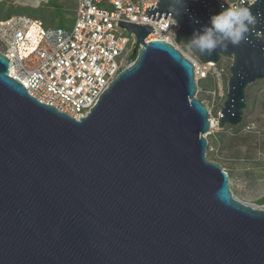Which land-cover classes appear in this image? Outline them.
Wrapping results in <instances>:
<instances>
[{
    "label": "water",
    "instance_id": "obj_1",
    "mask_svg": "<svg viewBox=\"0 0 264 264\" xmlns=\"http://www.w3.org/2000/svg\"><path fill=\"white\" fill-rule=\"evenodd\" d=\"M156 5L145 15L168 18V0ZM242 5L257 16L247 41L211 57L189 49L205 63L232 57L221 124L242 121L248 86L264 79V0ZM187 8L184 46L222 10ZM119 25L136 34L137 58L80 119L30 95L0 51V264H264V208L235 197L208 157L194 61L146 42L152 25Z\"/></svg>",
    "mask_w": 264,
    "mask_h": 264
},
{
    "label": "built area",
    "instance_id": "obj_2",
    "mask_svg": "<svg viewBox=\"0 0 264 264\" xmlns=\"http://www.w3.org/2000/svg\"><path fill=\"white\" fill-rule=\"evenodd\" d=\"M255 0H224L226 5ZM159 0H76L71 26H47L37 17L18 14L0 19V51L10 59L9 75L25 84L30 95L70 116H87L122 70L133 61L137 36L121 20L155 28L146 42L165 39L195 63L177 39L174 17L145 15ZM221 2V0H220ZM179 24V23H178ZM176 32V34H175ZM215 68L217 62H208ZM204 72L203 75H206Z\"/></svg>",
    "mask_w": 264,
    "mask_h": 264
},
{
    "label": "rangeland",
    "instance_id": "obj_3",
    "mask_svg": "<svg viewBox=\"0 0 264 264\" xmlns=\"http://www.w3.org/2000/svg\"><path fill=\"white\" fill-rule=\"evenodd\" d=\"M75 9L76 0H39L36 5L23 4L18 0H0V19L26 14L42 19L48 26L68 27L74 23ZM180 45L188 55L198 59L197 96L207 105L215 120L207 135L208 157L222 164L229 173L235 197L264 208V204L258 201L264 196V79L248 86L242 121L237 125L221 124L232 57H222L215 68H206L207 63L197 58L186 46ZM209 70L210 73L203 75Z\"/></svg>",
    "mask_w": 264,
    "mask_h": 264
},
{
    "label": "clouds",
    "instance_id": "obj_4",
    "mask_svg": "<svg viewBox=\"0 0 264 264\" xmlns=\"http://www.w3.org/2000/svg\"><path fill=\"white\" fill-rule=\"evenodd\" d=\"M187 2L188 0H168L169 12L174 17L172 23L176 27L179 26V17L188 11ZM221 9L219 13L210 17L208 24L194 30L192 37L184 42L188 49L197 52L201 57H211L218 50L219 52L224 51L230 45L238 46L241 42L247 41L250 27L257 24V16L247 6L235 3L226 5L224 0H221ZM196 22L198 23V21ZM219 62L217 63L219 64Z\"/></svg>",
    "mask_w": 264,
    "mask_h": 264
},
{
    "label": "bare ground",
    "instance_id": "obj_5",
    "mask_svg": "<svg viewBox=\"0 0 264 264\" xmlns=\"http://www.w3.org/2000/svg\"><path fill=\"white\" fill-rule=\"evenodd\" d=\"M20 3H23V4H32V5H36L37 3H39V0H18ZM198 65V64H197ZM208 65V66H207ZM205 66V65H204ZM209 63L206 64V68H209ZM205 68V69H206ZM212 119V126H214L215 124V120L213 117H211Z\"/></svg>",
    "mask_w": 264,
    "mask_h": 264
},
{
    "label": "trees",
    "instance_id": "obj_6",
    "mask_svg": "<svg viewBox=\"0 0 264 264\" xmlns=\"http://www.w3.org/2000/svg\"><path fill=\"white\" fill-rule=\"evenodd\" d=\"M9 17V16H8ZM180 42V41H179ZM181 43V42H180ZM182 44V43H181ZM136 56H137V53H135V54H133V59H135L136 58ZM221 62V61H220ZM220 62H219V64H220ZM259 203H261V204H264V196L262 197V198H260L259 200Z\"/></svg>",
    "mask_w": 264,
    "mask_h": 264
}]
</instances>
